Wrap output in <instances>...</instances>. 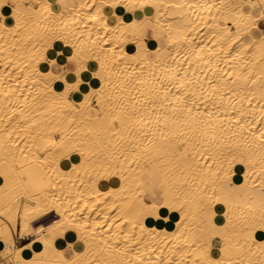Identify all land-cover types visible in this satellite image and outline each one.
<instances>
[{
	"label": "bare ground",
	"instance_id": "6f19581e",
	"mask_svg": "<svg viewBox=\"0 0 264 264\" xmlns=\"http://www.w3.org/2000/svg\"><path fill=\"white\" fill-rule=\"evenodd\" d=\"M260 23L264 0H0V264H264Z\"/></svg>",
	"mask_w": 264,
	"mask_h": 264
},
{
	"label": "crops",
	"instance_id": "0c3cea01",
	"mask_svg": "<svg viewBox=\"0 0 264 264\" xmlns=\"http://www.w3.org/2000/svg\"><path fill=\"white\" fill-rule=\"evenodd\" d=\"M52 1L55 2V0H52ZM8 5H9V4H8ZM118 12H119V13H123L124 11H123L121 8H119V9H118ZM125 16H126V17H129V15L126 14V13H125ZM263 27H264V23H260V28L262 29ZM152 35H153L152 29H151L150 27H148V36H152ZM147 42H148V39H145L143 43H144V44H147ZM73 68H74V65H73V64H70V63L65 62L64 66H61V68H60V72L71 71ZM26 240H27V239L19 238V239L17 240V243L22 244V243H24ZM74 240H75V234L72 233V232H69V233L66 234V236H65L64 238H59V239L57 240L56 244H57L59 247H61L62 249H67V248H68V242H69V241H74ZM212 242H213L214 244H217L219 241H218L217 239H214V238H213V239H212ZM213 249H214V252L216 253V251H215V246H213Z\"/></svg>",
	"mask_w": 264,
	"mask_h": 264
},
{
	"label": "rangeland",
	"instance_id": "374dc122",
	"mask_svg": "<svg viewBox=\"0 0 264 264\" xmlns=\"http://www.w3.org/2000/svg\"><path fill=\"white\" fill-rule=\"evenodd\" d=\"M33 4L36 5L37 3H33ZM220 22H224V23H226V20H225L224 18H223V19L221 18V19H220ZM93 100H94V97H93ZM101 113H102L101 111H98V114H99V115H101ZM256 181H257V180H256ZM175 217L177 218V217H179V215H178L177 213H175ZM46 219H47V220H46ZM49 219H50V217H46V218L42 219L41 222L45 223V222H47ZM45 220H46V221H45ZM17 235H18V234H16L15 237H17ZM18 239H19V238H16V243H17V240H18ZM26 241H28V240H26ZM26 241H25V242H26ZM25 242H24V243H25ZM17 244L19 245V243H17ZM22 244H23V243H22Z\"/></svg>",
	"mask_w": 264,
	"mask_h": 264
}]
</instances>
